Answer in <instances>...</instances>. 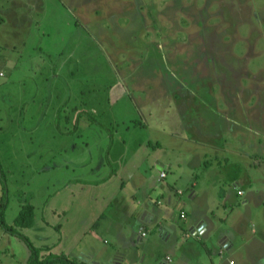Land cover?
<instances>
[{"label": "rangeland", "instance_id": "1", "mask_svg": "<svg viewBox=\"0 0 264 264\" xmlns=\"http://www.w3.org/2000/svg\"><path fill=\"white\" fill-rule=\"evenodd\" d=\"M0 74L3 219L14 225L31 204V225L16 229L41 255L181 264L184 234L159 228L179 215L168 198L187 202L192 171L213 174L215 193L231 188L233 203L212 209L215 228L227 227L221 217L233 218L230 228L246 221L235 248L259 227L264 233V0H0ZM235 119L249 123L250 132L235 128L246 142L226 126ZM196 122V137L208 132L207 146L227 150L200 152L209 168L189 166ZM156 156L175 161L167 179ZM182 172L187 180L174 179L169 192ZM144 211L163 222L140 221ZM0 233L15 254L4 264H26L25 243ZM194 261L186 264H201Z\"/></svg>", "mask_w": 264, "mask_h": 264}, {"label": "crops", "instance_id": "2", "mask_svg": "<svg viewBox=\"0 0 264 264\" xmlns=\"http://www.w3.org/2000/svg\"><path fill=\"white\" fill-rule=\"evenodd\" d=\"M244 103L241 104L240 109L245 111V107L243 106ZM243 108V109H242ZM182 117V116H181ZM213 117V116H212ZM213 124L215 122L210 119ZM245 120H233L229 125H226L230 131L238 133V135H242L241 141H247L245 138V134L241 132L240 130L235 128H240L244 131L250 132V127L248 126L249 123H245ZM177 122V121H176ZM173 122V123H176ZM178 122H182V119L178 117ZM165 123L168 124L167 127H169L168 134L171 138H178V131L175 130L176 127H171L170 123L168 121H165ZM201 123V122H200ZM199 122H196V125H191V129L188 131L191 133L190 136L192 138H195V141L188 140V142L192 145V153H191V161L189 160V166H193V168L206 165L207 168L212 166V162L210 158L207 157L206 154H203L202 156L199 154L200 152L204 151L205 153H218L215 156L219 157V155L224 154L227 150H224L223 152H219L218 148L216 149V146H207L209 140L212 139L213 136L207 135L208 132H206L207 126L204 127L205 130L201 132H206L205 137L203 138L201 136H195L194 132H197V129H200ZM243 124V125H241ZM180 126V124H179ZM178 127V126H177ZM172 129V130H171ZM234 130V131H233ZM264 134V129L261 130ZM187 141V139H186ZM208 141V142H207ZM259 144H261L260 140L258 139ZM159 144V143H157ZM253 149L255 148V151L260 148V145L258 143L250 144ZM202 148V149H201ZM201 149V150H200ZM126 149H124L125 151ZM235 156L237 160L241 161L244 159L245 154L235 151ZM206 155V156H205ZM221 156V157H222ZM248 159V156L246 155V161ZM153 162L157 165V169L159 170L158 177H160V173L162 171L165 172V176L161 179H167L168 173L171 170L174 160L170 159L169 157L164 159L160 156H156L153 160ZM227 164V163H226ZM192 176L189 178V180L186 182V188H189V192H187V202H184L180 197L174 199L168 198L166 200V203L168 206L172 207H179V215L178 217L172 220H169L168 222L165 221V226L160 227V232L162 231L164 236L171 235L177 231H180L182 234H184V241L181 242L182 248L179 249V253L182 257L181 264H186L187 261L195 260L194 262H201V264H228L229 260H233V264H246V261L248 264H264V233L260 229L255 230L253 233L250 232V235H246V238H243V240L246 242L244 245L238 244V246L235 248V233L247 234L246 231H244L243 225L246 222L245 220H241L239 224L236 227H228L233 218L221 217L220 223H225L227 227H222V225H218L217 228H215L216 217L214 216V211L212 209V205L217 203H223V205L230 206L233 202H227L230 201V198L233 196L231 192V188H227L222 190L223 193H220L218 190L217 193H215V186L217 184V181L213 180L214 175L209 173L204 175L203 173L197 174L195 171H192ZM222 173V172H221ZM231 175L237 184V192L236 195H243L244 189L240 187L239 182L241 183L243 180L238 177L237 174L232 172ZM173 179H171L169 182H167L166 188L170 191L176 190V188L173 186V184H177L175 180L177 181H184L187 177L185 172H182L181 174L178 173L175 174ZM222 176V174L220 175ZM237 177V178H235ZM218 180H221L218 177ZM244 180H249L248 178H245ZM250 181V180H249ZM226 182V181H225ZM173 183V184H172ZM220 185V184H219ZM219 185L217 186L219 188ZM240 188V189H238ZM162 190H164V186L162 185ZM243 190V191H242ZM179 193V188H178ZM241 191V193H239ZM136 193H139V190L135 191ZM182 192V190H180ZM148 193V192H147ZM118 202V208H128L126 205V202L119 200ZM212 202H214L212 204ZM157 204H160L161 202H156ZM188 203V205L186 204ZM231 203V204H229ZM243 205H245V201L242 202ZM187 205V208H186ZM184 212L185 217H181L180 213ZM212 212V215H210ZM210 216H209V215ZM249 218L250 214L248 215ZM139 220L144 221L145 223L150 222H156V225L158 226L160 223L163 222L162 217H159V214H152L147 211L140 212ZM232 225V224H231ZM144 227V226H143ZM1 228V227H0ZM2 229V228H1ZM202 229L203 233L200 238H196L194 236H187L186 234L192 233L194 230ZM213 230L217 234L212 235ZM2 231H4L2 229ZM5 232V231H4ZM8 233V232H5ZM10 234V233H8ZM254 234H258L257 237H254ZM4 235L3 233H0V237ZM12 235V234H10ZM175 235V234H174ZM172 236V238L174 237ZM204 235V236H203ZM4 237V236H3ZM203 237V238H202ZM179 238V237H178ZM177 238V239H178ZM191 238L196 239L197 242L193 240V242H190ZM216 244H220L218 249H215ZM185 245V246H183ZM4 245L0 242V264H4L3 260L9 257V259H13L15 256L14 253H12L7 247H3ZM221 248V250H220ZM246 254L247 256H245ZM243 255V256H242ZM27 260V259H26ZM164 264L170 261V258L166 257Z\"/></svg>", "mask_w": 264, "mask_h": 264}, {"label": "trees", "instance_id": "3", "mask_svg": "<svg viewBox=\"0 0 264 264\" xmlns=\"http://www.w3.org/2000/svg\"><path fill=\"white\" fill-rule=\"evenodd\" d=\"M0 179L2 182V188L5 189L6 184L4 176L0 167ZM5 203H0V227L12 235L17 236L22 240L29 250V256L27 258L26 264H84L82 261H78L73 258H69L63 255H54L50 252L41 255L39 249L36 248L32 242L28 239L27 236L22 234L20 231H17L16 225L26 227L31 225L32 216H33V206L31 204H26L21 207L19 213L14 219V225L6 224L3 219L2 209Z\"/></svg>", "mask_w": 264, "mask_h": 264}, {"label": "built area", "instance_id": "4", "mask_svg": "<svg viewBox=\"0 0 264 264\" xmlns=\"http://www.w3.org/2000/svg\"><path fill=\"white\" fill-rule=\"evenodd\" d=\"M1 75V74H0ZM165 176V172L164 171H162L161 173H160V177L162 178V177H164ZM239 193H241V191H239ZM180 216L181 217H185V213L184 212H181L180 213ZM202 233H203V230L202 229H198V230H194L192 233H188V234H186L187 236H194V237H196V238H200L201 237V235H202ZM234 263V261L233 260H229L228 261V264H233Z\"/></svg>", "mask_w": 264, "mask_h": 264}]
</instances>
